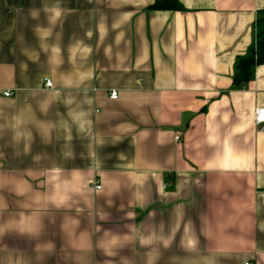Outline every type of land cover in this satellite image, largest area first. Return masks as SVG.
<instances>
[{
  "label": "crops",
  "instance_id": "1",
  "mask_svg": "<svg viewBox=\"0 0 264 264\" xmlns=\"http://www.w3.org/2000/svg\"><path fill=\"white\" fill-rule=\"evenodd\" d=\"M154 1L0 0V264H264V0Z\"/></svg>",
  "mask_w": 264,
  "mask_h": 264
},
{
  "label": "trees",
  "instance_id": "2",
  "mask_svg": "<svg viewBox=\"0 0 264 264\" xmlns=\"http://www.w3.org/2000/svg\"><path fill=\"white\" fill-rule=\"evenodd\" d=\"M155 11H176L180 9L178 0H155L150 6ZM264 61V12L256 22V34L254 43L249 48L247 55L240 58L235 66L233 83L242 85L247 83L253 75L255 67Z\"/></svg>",
  "mask_w": 264,
  "mask_h": 264
},
{
  "label": "built area",
  "instance_id": "3",
  "mask_svg": "<svg viewBox=\"0 0 264 264\" xmlns=\"http://www.w3.org/2000/svg\"><path fill=\"white\" fill-rule=\"evenodd\" d=\"M44 86L47 89H50L52 87V83L49 80H45ZM10 93H4L5 97L10 96ZM109 98L111 100H116L118 98L117 91L111 90L109 92ZM253 125L255 127V130L261 133H264V108H256L253 112ZM99 186H96V189H99Z\"/></svg>",
  "mask_w": 264,
  "mask_h": 264
}]
</instances>
